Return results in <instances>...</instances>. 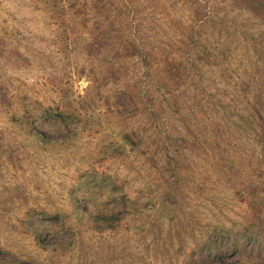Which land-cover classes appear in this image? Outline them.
Wrapping results in <instances>:
<instances>
[{
    "label": "rangeland",
    "instance_id": "obj_1",
    "mask_svg": "<svg viewBox=\"0 0 264 264\" xmlns=\"http://www.w3.org/2000/svg\"><path fill=\"white\" fill-rule=\"evenodd\" d=\"M55 2L0 0V264H174L185 249L183 242H192L199 232L201 220L231 223L244 216L245 180L264 185L260 146L241 118L259 111L245 93L264 95V59L245 56L244 33L256 32L257 18L240 9L238 0H78L72 11ZM134 24L140 27L134 43L150 51L148 59L131 45ZM192 29L196 50L203 56L194 72L183 58ZM168 62L182 74L176 91L188 87L183 99H194L206 85L211 93L206 102L214 113L210 117L224 119L222 128L229 125L224 137L232 143L215 137L211 118L202 121L198 107V126L207 123V139L216 140L218 150L228 147L223 151L226 164L218 166L221 154L212 153L211 143L178 140L182 129L161 113L166 122L163 136L170 130L179 147L186 143L190 148L183 153L189 174L173 207L161 206L164 194L149 181L150 175L163 174L166 156L158 149L155 161L142 151L152 150L141 140L149 141L150 123L142 114L133 115L131 108L120 110L111 95L117 88L124 91L119 99L127 101L128 78L168 74ZM202 72L204 81L197 84ZM92 83H101L104 95L81 104L89 123H77V134L63 122L35 120L33 127L49 140L46 144L23 126L25 108L37 112L42 105H53L61 97L58 87L76 97ZM164 102L160 95L156 104L161 110ZM122 128L139 134L125 140ZM94 173L110 176L119 185L114 198L107 195L111 188H105L106 179L101 186L90 184L102 215L127 213L105 231L85 223L87 217L81 220L74 210L77 190ZM123 193L147 203L135 206ZM163 200L168 204L171 197ZM33 208L64 213L66 224L28 215ZM42 227L56 233L53 240L41 237L43 243L56 241L63 247L38 246L34 235ZM175 233L182 239L171 236Z\"/></svg>",
    "mask_w": 264,
    "mask_h": 264
},
{
    "label": "trees",
    "instance_id": "obj_2",
    "mask_svg": "<svg viewBox=\"0 0 264 264\" xmlns=\"http://www.w3.org/2000/svg\"><path fill=\"white\" fill-rule=\"evenodd\" d=\"M62 1L66 2V0H57L55 4L61 8L62 6H70L71 11L79 4L78 0H67V5L62 4ZM236 5L243 11L250 13L254 19L256 17L258 21L257 24L259 25L256 26V32H251V30L248 29L245 31L246 34L244 33L247 46L245 56L250 57L255 55L258 59H264V0H238ZM192 27L195 29V26ZM133 28L134 29L131 31V39L133 41L131 45H134V48L140 50L141 58L148 59L150 51L147 50L141 42L134 43L135 40L139 39L140 27L134 24ZM194 29L191 30L190 41L185 43L183 49L185 52L183 58L187 60L185 64L193 72L199 67V58L203 57L201 53L196 50V45L194 44L197 38ZM179 64H181V62ZM167 68L168 74H163L160 77L152 75V78H149V75H147L148 77L144 78L143 75H140L138 78H128L126 82L127 85H125L127 90H129L125 92L127 101L119 99L118 96L124 91H118L117 88L112 89L113 94L111 95L116 98L120 110H123L122 108H131L133 110V115L142 114L146 117L148 123H150L149 128L152 134L149 137V141L146 138H142L141 140L147 143L148 146H151L152 150L143 147L144 150L142 151L145 153L149 152L146 158L154 159L155 161L156 159L153 157V154L158 149H162L166 156H164L163 174H159L156 177L150 175L152 179L149 181H154V184L159 187L160 195L162 193L164 197L165 195L171 197V202L168 204L167 201L163 200L164 197H162L160 200L161 206L173 207L179 203L178 197L181 192V185L187 179L186 175L189 174L187 164L183 161V153L190 148L186 143L179 147L178 140L188 142V140L194 139L197 142L200 140L204 143H211L210 150L212 153L221 154L219 161H217L218 166H224L226 164V155L223 151L228 149V147L225 146L223 150H218L217 146L220 144L216 140L212 141L207 139V123L205 122L203 127L198 126L200 124L199 115L196 113L199 111L198 107L203 114L202 121L205 119L210 120V116L214 114L209 110L208 103L206 102V97L211 94L209 91H206V85H201V90L196 93L194 99L191 98L189 101L183 99L188 87L180 92H177L175 88L181 82V72L179 74L178 68H176V65L172 62L167 63ZM200 75V80L197 81V84L204 81L203 72ZM100 84L101 83H92L86 88L85 94H78L76 97L73 96L74 92L68 91L63 87H58L61 97L60 100L56 101L53 105H42L37 112L31 111L27 107L25 108V121L23 126L26 130L30 129L31 133L41 138L42 142H46V144L49 143V140L39 130L33 127L35 120L53 119L63 122L71 132L77 134V123H89L87 119L88 110L82 109L81 104L94 100L96 97L100 99L103 97L104 93L102 89L99 88ZM150 84H152V86ZM155 90L159 93H154ZM160 95L163 97V100L167 101L166 104L165 102L162 103V110L156 104ZM245 95L250 96L251 102L259 108V111L255 117L250 114H242L241 118L251 127L250 129L255 132L257 143L260 146L258 155L262 158L264 163V99L262 98L264 95L259 91L253 94L251 91L250 93L247 91ZM182 100H184L185 103H183ZM217 110L219 109L213 111L216 112ZM163 111L165 113L163 114V118L170 121L173 126H179L182 129V134L179 136L178 140L172 138L173 133L170 130L166 136H163L165 132H162L161 126L164 127L166 123L162 120L161 113ZM231 113L237 114L236 112ZM89 116L91 118L92 115ZM223 121L224 119L220 120L212 117L210 121L212 125L211 129L216 138L219 139V137H221L227 144L232 145L231 141L228 140L227 137H224V132L229 125H227L226 128H222ZM126 129H128V127H126ZM126 129L122 128L123 138L125 140H127L128 137L133 140L136 139L135 136L139 134L138 131L131 130L129 132ZM162 141H164L163 144ZM92 175V178L84 181L83 189L81 190L80 188L81 191L77 190L74 196L76 205L74 210L76 213H79L81 220L87 217L85 223L91 224L94 228H99L100 231H105L118 225L127 213L121 211L113 213L110 216L102 215L100 200L96 193H94V190L90 188V184L96 182V184L99 183L98 185L101 186L106 179L108 185L105 183V188H111H107L109 189L107 195L114 198H116L115 191H117L116 188L119 185H117L115 180L110 176L103 174L98 175V173ZM243 186L245 192L243 196L247 205L244 216L239 221L230 219L232 221L231 223H213L211 221L205 222L201 220L199 223V232L194 234L192 242H183L182 246H185V249L174 264H264V185H258L255 181L249 179L243 182ZM147 188H150V186L147 185ZM122 197L134 205L137 204L139 207H144L147 203V201L140 202L139 200L135 202L136 199H131L126 193H123ZM86 199H90L91 203H85L83 200L86 201ZM28 215H37L54 225L61 224L64 226V224H66V215L61 212L33 208L28 211ZM55 234L56 233L51 228L42 227L38 229V233H35L34 239L36 244L43 249L63 247L62 244L56 241H51L50 245H46L41 241V237H49L53 240L55 239ZM72 234L75 235V233ZM171 236L182 239L181 233H175V235L171 234ZM19 263L20 260H12L11 262V264Z\"/></svg>",
    "mask_w": 264,
    "mask_h": 264
}]
</instances>
